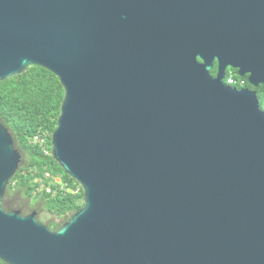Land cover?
Masks as SVG:
<instances>
[{"label":"water","instance_id":"1","mask_svg":"<svg viewBox=\"0 0 264 264\" xmlns=\"http://www.w3.org/2000/svg\"><path fill=\"white\" fill-rule=\"evenodd\" d=\"M217 63L218 73L211 74ZM65 89L52 155L84 192L59 229L3 200L7 264H264V0H0V82Z\"/></svg>","mask_w":264,"mask_h":264},{"label":"trees","instance_id":"2","mask_svg":"<svg viewBox=\"0 0 264 264\" xmlns=\"http://www.w3.org/2000/svg\"><path fill=\"white\" fill-rule=\"evenodd\" d=\"M210 71L212 75H217V65ZM231 75L242 78L227 71V78ZM243 78L246 86L258 92L261 108L264 110V84L256 88L249 83L248 75ZM231 86L242 88L238 85ZM64 96L65 89L58 76L36 65L30 66L23 74L0 82V121L9 128L16 148L22 153L21 167L12 178L4 196V208L8 211L18 210L23 214L37 211L39 220L43 222L38 207L44 204L56 218L48 221V226L53 230L59 229L83 207L84 192L81 188V193L78 194H36L38 184L35 180L45 171L60 176L71 185L79 182L64 170L53 155L45 154L43 148L31 143L30 139L37 133H47L52 146V135L58 125ZM0 264L7 263L0 259Z\"/></svg>","mask_w":264,"mask_h":264},{"label":"built area","instance_id":"3","mask_svg":"<svg viewBox=\"0 0 264 264\" xmlns=\"http://www.w3.org/2000/svg\"><path fill=\"white\" fill-rule=\"evenodd\" d=\"M226 83L229 85H238V86H245L246 80L242 78H235L234 76L226 77ZM49 134L47 133H37L31 139L30 142L33 144L40 145L45 154L52 155V146L49 144ZM37 187H36V194L37 193H44L47 194H56L58 192H73V193H81V185L74 183L71 185L69 182H65L62 178L58 175H54L50 171H45L44 174L38 177L35 180Z\"/></svg>","mask_w":264,"mask_h":264},{"label":"rangeland","instance_id":"4","mask_svg":"<svg viewBox=\"0 0 264 264\" xmlns=\"http://www.w3.org/2000/svg\"><path fill=\"white\" fill-rule=\"evenodd\" d=\"M228 72L238 74V70L231 68V67L228 68ZM21 164H22V162H21ZM38 211L40 212V216L42 217L43 223H45L46 225H48V221L56 219L55 216L53 215V213H51L49 211V208L44 204H41L38 207Z\"/></svg>","mask_w":264,"mask_h":264},{"label":"flooded vegetation","instance_id":"5","mask_svg":"<svg viewBox=\"0 0 264 264\" xmlns=\"http://www.w3.org/2000/svg\"><path fill=\"white\" fill-rule=\"evenodd\" d=\"M215 65H217V63H215ZM213 76H216V75H213ZM242 88H249V87L245 85ZM250 89H252V88H250Z\"/></svg>","mask_w":264,"mask_h":264}]
</instances>
